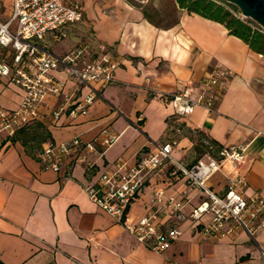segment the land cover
Wrapping results in <instances>:
<instances>
[{"label": "crops", "instance_id": "obj_1", "mask_svg": "<svg viewBox=\"0 0 264 264\" xmlns=\"http://www.w3.org/2000/svg\"><path fill=\"white\" fill-rule=\"evenodd\" d=\"M143 10L144 6L133 5L131 0H91L83 7L81 22L89 25L91 36L74 46L89 43L97 55L106 48L120 62L114 82L102 88L101 98L86 116L66 114L54 121L52 111L62 98L49 97L40 108L43 119L18 131L0 150L3 264H233L247 259L259 264L264 228L255 241L244 232L212 240L184 222L181 237L169 250L158 253L139 242L85 192V186L106 165L118 159L134 163L155 144L172 141L173 157L187 166L201 159L196 156V143L203 142L210 152L213 149L215 157L223 147L247 145L240 169L247 182L246 193L260 192L264 197V56L229 34L223 24L198 14L181 10L175 23L157 27ZM76 24L67 27L64 38ZM64 38L48 34L43 43L64 55L74 47L61 42ZM219 68L228 71L226 91L212 113L199 106L188 116H177L163 100V95L187 83L198 84ZM58 76L70 92L73 83L62 73ZM23 96L22 88L0 78L2 108H18ZM104 128L117 140L102 156L90 155L95 168L69 157L58 172L43 169L39 153L47 143H63L77 136L90 141ZM192 133L198 134L196 142ZM210 141L215 147L208 145ZM234 174L233 166L224 163L208 186L224 195ZM155 185L142 189L132 205L133 216H142L154 207ZM162 186L166 194L176 197L184 189L182 180ZM201 195L191 192L187 211Z\"/></svg>", "mask_w": 264, "mask_h": 264}, {"label": "built area", "instance_id": "obj_2", "mask_svg": "<svg viewBox=\"0 0 264 264\" xmlns=\"http://www.w3.org/2000/svg\"><path fill=\"white\" fill-rule=\"evenodd\" d=\"M2 1L0 78L22 88L24 96L16 109L0 106V150L18 131L43 119L40 108L51 96L62 98L52 111L54 121L66 114L71 118L86 116L101 98L102 88L114 82V72L120 63L106 48L97 55L89 43L78 44L64 55L52 52L43 43L48 34L64 38L68 26L82 21L83 7L78 2L11 0L8 16L2 20ZM239 16L245 18L241 13ZM59 73L73 83L70 92ZM227 78L228 71L219 68L208 72L198 84H184L162 98L177 116H188L199 106L212 113L225 94ZM116 140L117 136L104 128L90 141L77 136L63 143L50 142L42 148L39 160L43 169L55 172L61 170L69 157L92 169L96 162L90 155L102 156ZM173 146L172 141L155 144L152 151L134 163L118 159L106 165L85 186L88 198L116 218L139 242L158 253L169 250L181 237L184 222H190L206 239L223 240L244 232L255 241L257 233L264 228V197L260 192L246 193L247 182L240 169L246 161L247 145L223 147L218 157L207 156L191 166L173 157ZM224 163L231 164L235 174L228 179L224 195H219L208 186V180ZM176 180L184 183L181 197L166 194V187L162 186ZM154 182V207L142 216H133L132 205L142 189ZM191 192H202V195L187 211ZM260 252L256 261L264 264V251ZM253 262L254 259H247L233 264Z\"/></svg>", "mask_w": 264, "mask_h": 264}, {"label": "trees", "instance_id": "obj_3", "mask_svg": "<svg viewBox=\"0 0 264 264\" xmlns=\"http://www.w3.org/2000/svg\"><path fill=\"white\" fill-rule=\"evenodd\" d=\"M130 1V0H129ZM174 4L180 9L189 14H198L204 18L223 24L229 34L243 40L251 50L264 56V31L260 30L259 25L253 20H247L239 16L240 10L234 4L224 0H173ZM135 5L134 3H132ZM137 6V5H136ZM146 18L155 26L162 27L153 21L151 15L146 10H143ZM204 140V137H201ZM210 146L215 147V142L210 141ZM197 146V150L207 148L201 142ZM0 264H3L0 261Z\"/></svg>", "mask_w": 264, "mask_h": 264}, {"label": "rangeland", "instance_id": "obj_4", "mask_svg": "<svg viewBox=\"0 0 264 264\" xmlns=\"http://www.w3.org/2000/svg\"><path fill=\"white\" fill-rule=\"evenodd\" d=\"M69 2H78L82 7L90 4L91 0H67ZM137 6H144L149 15H151L153 21L162 27L170 26L175 23L180 16L181 10L174 4L173 0H145L141 2L140 0H131ZM11 9V0L2 1V20H4ZM241 13V12H240ZM239 13V14H240ZM251 20L250 18H246ZM91 29L89 25L83 21L76 24L67 34V37L62 39L61 42L65 41L70 45V48L82 40L88 39L91 35ZM192 137L195 142L198 139L197 133H192ZM197 144V145H196ZM195 144L196 156L200 158H206L207 156L215 157L213 154V149L208 151L207 149L201 148V151L196 149L200 143Z\"/></svg>", "mask_w": 264, "mask_h": 264}, {"label": "water", "instance_id": "obj_5", "mask_svg": "<svg viewBox=\"0 0 264 264\" xmlns=\"http://www.w3.org/2000/svg\"><path fill=\"white\" fill-rule=\"evenodd\" d=\"M237 6L245 18H250L264 30V0H224Z\"/></svg>", "mask_w": 264, "mask_h": 264}]
</instances>
